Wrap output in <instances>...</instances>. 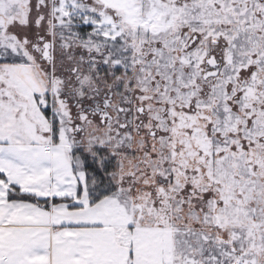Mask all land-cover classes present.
Here are the masks:
<instances>
[{"label":"snow or ice","instance_id":"6c2138e0","mask_svg":"<svg viewBox=\"0 0 264 264\" xmlns=\"http://www.w3.org/2000/svg\"><path fill=\"white\" fill-rule=\"evenodd\" d=\"M0 264H264V0H0Z\"/></svg>","mask_w":264,"mask_h":264}]
</instances>
